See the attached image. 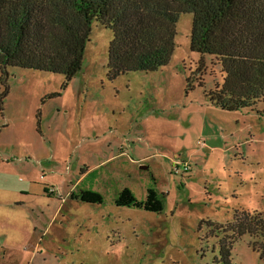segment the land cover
<instances>
[{"label": "rangeland", "instance_id": "1", "mask_svg": "<svg viewBox=\"0 0 264 264\" xmlns=\"http://www.w3.org/2000/svg\"><path fill=\"white\" fill-rule=\"evenodd\" d=\"M193 19L180 15L154 70L110 79L113 30L97 20L71 79L0 66V264H224L226 238L230 264H264L251 235L224 227L264 212V99L211 102L223 74L192 49ZM124 187L139 199L154 187L164 209L118 205ZM83 188L104 201L71 195Z\"/></svg>", "mask_w": 264, "mask_h": 264}, {"label": "trees", "instance_id": "2", "mask_svg": "<svg viewBox=\"0 0 264 264\" xmlns=\"http://www.w3.org/2000/svg\"><path fill=\"white\" fill-rule=\"evenodd\" d=\"M193 12L191 47L211 53L223 80L209 91L213 104L235 110L264 99V0H0V66H23L64 73L68 79L83 67L94 20L110 27L107 75L154 70L167 64L176 46V24ZM190 80V78H188ZM71 195L102 203L104 195L83 188ZM118 205L161 212L163 199L154 187L139 199L121 189ZM233 238L251 235L264 259V212L238 210L224 226ZM232 242H221L224 264L231 263Z\"/></svg>", "mask_w": 264, "mask_h": 264}, {"label": "crops", "instance_id": "3", "mask_svg": "<svg viewBox=\"0 0 264 264\" xmlns=\"http://www.w3.org/2000/svg\"><path fill=\"white\" fill-rule=\"evenodd\" d=\"M89 170H91V168H89ZM22 188H23V190L27 191V189L25 187H22Z\"/></svg>", "mask_w": 264, "mask_h": 264}]
</instances>
